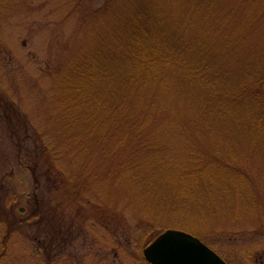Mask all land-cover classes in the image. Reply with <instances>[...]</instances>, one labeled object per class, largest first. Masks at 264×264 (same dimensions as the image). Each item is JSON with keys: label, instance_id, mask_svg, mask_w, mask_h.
<instances>
[{"label": "rangeland", "instance_id": "1", "mask_svg": "<svg viewBox=\"0 0 264 264\" xmlns=\"http://www.w3.org/2000/svg\"><path fill=\"white\" fill-rule=\"evenodd\" d=\"M130 1L143 6L135 11L145 8L147 29H192L211 49H199V58L224 61L235 79L264 57V0ZM125 11V0H0V264H149L139 242L154 222L124 192L136 190L118 185L114 172L106 175L98 147L90 157L74 147L60 120L66 115L83 128L94 115L84 107L80 120L68 88L80 84L93 98L103 81L92 72L101 37L118 28ZM161 126L169 147L143 153L144 178L175 186L179 200L172 201L197 208L203 149L226 157L238 145L209 135L193 143L181 136L183 126ZM241 153L250 178L245 191L264 211L263 159ZM247 210L236 220L227 212L210 221L195 213L197 221L186 225L209 233L212 249L230 264H264V222Z\"/></svg>", "mask_w": 264, "mask_h": 264}, {"label": "trees", "instance_id": "2", "mask_svg": "<svg viewBox=\"0 0 264 264\" xmlns=\"http://www.w3.org/2000/svg\"><path fill=\"white\" fill-rule=\"evenodd\" d=\"M139 6L143 7L125 0L126 11L119 16L118 28L105 29L108 35L101 37L92 67L103 81L98 89L94 87L93 98L82 93L80 84L69 85L73 93L69 106L76 109L80 120L84 121V107L93 108L95 113L83 128L72 126L68 116L60 115L61 124L68 127L62 134L88 157L98 147L106 175L114 172L118 185L136 190L134 194L124 192L133 195L154 222L140 240V250L171 227L191 233L210 246L209 233L186 225V221H197L195 213L204 221L224 212L236 220L240 212L250 209L264 222V211L254 206L255 199L252 201L245 191L244 184L250 178L241 167L242 150L264 163V57L235 79L224 61L199 58V49L209 55L211 49L204 46V39L197 41L192 29H147L149 16L145 8L135 11ZM88 69L78 67L82 74ZM56 104L61 109L64 103L57 98ZM167 122L183 126L181 136L193 143L209 135L238 145V150L225 152L226 157L222 152L203 149L206 157L199 156V160L206 163L198 165L202 174L195 181L197 199L202 200L197 208L172 201L179 200L175 186L167 189L161 179L155 184L144 178L148 161L143 153L169 147L161 132V125ZM109 160L112 164H107ZM157 218L165 219L164 225ZM150 233L154 238L147 240Z\"/></svg>", "mask_w": 264, "mask_h": 264}, {"label": "water", "instance_id": "3", "mask_svg": "<svg viewBox=\"0 0 264 264\" xmlns=\"http://www.w3.org/2000/svg\"><path fill=\"white\" fill-rule=\"evenodd\" d=\"M143 254L149 264H227L199 238L172 229L160 234Z\"/></svg>", "mask_w": 264, "mask_h": 264}]
</instances>
